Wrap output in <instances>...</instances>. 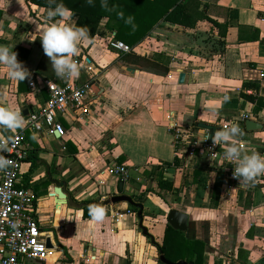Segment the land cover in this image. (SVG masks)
Returning a JSON list of instances; mask_svg holds the SVG:
<instances>
[{"label":"crops","instance_id":"0c3cea01","mask_svg":"<svg viewBox=\"0 0 264 264\" xmlns=\"http://www.w3.org/2000/svg\"><path fill=\"white\" fill-rule=\"evenodd\" d=\"M189 9L197 18L193 28L161 21L128 55L108 46L115 31L105 19L100 22L95 37L81 43L75 56L80 63L76 79L88 84L94 100L86 121L66 113L60 119L63 135L36 133L27 126L15 132L0 129L5 138L22 134L29 150L19 185L34 194L38 225L57 248V260L48 264H162L159 249L170 210L188 216L186 231L176 232L204 244L203 264H264V175L247 185L238 180L225 193L218 163L179 160L167 129L172 120L201 137L207 131L203 127L215 130L247 114L261 129L248 131L243 123L244 151L264 155V0H209ZM202 15L213 22L200 20ZM73 21L49 19L46 8L27 0H0V45L28 48L25 61L18 55L17 60L31 73L13 81L0 65L5 107L21 109L27 120L45 102V93L32 92L28 83L57 76L34 40L51 23ZM208 36L212 42L206 45L218 50L211 60L188 51L191 45L205 46ZM81 58L89 60L92 73L83 70ZM153 64L156 68L146 70ZM113 164L137 167L140 174L123 184L110 173ZM161 179L170 190L159 188ZM56 182L75 203L105 207V219L85 218L83 209L89 207L55 204ZM214 185L219 187L217 202ZM121 195L142 206L149 236L142 235L136 213H125L129 205H104ZM116 212L125 213L117 223Z\"/></svg>","mask_w":264,"mask_h":264},{"label":"built area","instance_id":"2783aa9c","mask_svg":"<svg viewBox=\"0 0 264 264\" xmlns=\"http://www.w3.org/2000/svg\"><path fill=\"white\" fill-rule=\"evenodd\" d=\"M201 5L209 0H193ZM108 46L122 54L133 53V48L122 42L112 40ZM78 62V59L73 58ZM83 70L92 73L89 60L81 58ZM80 64V63H78ZM29 89L37 94L44 92L45 102L32 111L27 120L28 129L36 133L64 134V128L60 119L66 113L73 115L76 121H86L91 115L93 96L88 84H79L76 78L43 79L38 83L30 81ZM250 120V116L244 114L235 122L243 129V123ZM224 124L219 125L220 130ZM172 137V145L175 157L185 161L194 158H205L217 162L219 172L223 174V190L230 193L238 179L233 177L236 167L234 163L224 158L225 147L223 144H212L209 132L198 137L191 129H181L172 120L167 126ZM14 142L8 143L7 151H0L13 163L6 169L0 170V264H48L57 260V248L51 242L52 248L46 247L47 235L38 225L35 216V196L31 190L19 185L21 167L29 158V150L24 144L22 134L12 136ZM245 149V143H244ZM137 167H127L113 164L109 171L123 184L133 182L134 175L140 174ZM137 180V179H135ZM125 213H130L126 211ZM125 213L116 212L112 215L115 223L119 222Z\"/></svg>","mask_w":264,"mask_h":264},{"label":"trees","instance_id":"16d2710c","mask_svg":"<svg viewBox=\"0 0 264 264\" xmlns=\"http://www.w3.org/2000/svg\"><path fill=\"white\" fill-rule=\"evenodd\" d=\"M27 2L40 8L47 9L49 7V0H27ZM194 2L193 0H106L107 8H105L102 7V0H92L91 4H89L88 0H55L51 7H55L56 4H63L71 9L74 14L72 18L75 19V24L77 26H87L91 40L95 37L100 22L105 19L106 26L115 31L116 41L128 46H135L148 36L156 24L161 21L185 28H193L197 18L189 8ZM119 13H123V18L119 16ZM128 17L133 18L131 24L125 23ZM199 19L213 22L203 15ZM219 34L221 37L225 35ZM209 42H212V39L208 36L203 41L205 46L191 45L188 51L190 53H192L191 51H197V55L200 58L211 60L215 54H213V51L218 50L215 47L212 48V46L208 47L206 44ZM33 44L43 50L41 39L34 40ZM13 51L24 62L29 49L19 47ZM143 62L149 64L144 60ZM153 68H156V64L147 67L146 70H153ZM160 71L163 74L167 72L166 69H161ZM246 98L250 99L249 97ZM157 184L161 189H171L167 180L161 179ZM218 191L219 187L214 185V202H217ZM83 211L85 218L90 217L89 208H84ZM137 211L132 206L128 209L130 213H137ZM160 249L164 257L171 262L185 261L191 264H203L204 244L196 240H187L183 233L174 231L169 225L164 228Z\"/></svg>","mask_w":264,"mask_h":264},{"label":"clouds","instance_id":"9594fccd","mask_svg":"<svg viewBox=\"0 0 264 264\" xmlns=\"http://www.w3.org/2000/svg\"><path fill=\"white\" fill-rule=\"evenodd\" d=\"M89 4L92 0H88ZM55 0H49V7L46 9L49 19L60 17L67 21L72 19L73 12L63 4L51 5ZM102 7L107 8L106 0H102ZM123 18V13H119ZM133 18L128 17L125 23L131 24ZM90 33L87 26H77L73 21L68 23H51L42 33L41 43L44 54L51 62L55 75L60 79L77 78L80 74V66L73 57L80 53L81 43H90ZM0 65L7 70L8 77L13 81H24L30 78L31 73L17 60V54L6 45H0ZM225 100L228 99L226 96ZM5 97L0 94V129L15 132L23 129L29 122L21 114V109L5 107ZM244 130L236 123H225L224 127L211 135L212 144L225 146L224 158L236 165L233 177L241 184L247 185L255 181V178L264 175V155L255 150L244 151ZM14 142L13 137L0 136V151L8 150V143ZM13 162L0 156V170L8 168ZM89 216L94 222H102L106 217V209L100 205L89 206Z\"/></svg>","mask_w":264,"mask_h":264},{"label":"water","instance_id":"95a60500","mask_svg":"<svg viewBox=\"0 0 264 264\" xmlns=\"http://www.w3.org/2000/svg\"><path fill=\"white\" fill-rule=\"evenodd\" d=\"M184 74L181 73L179 75V79H178V82L179 83H182L183 80H184ZM245 129L248 130V131H253V130H256V129H261V126L256 124L255 122L253 121H250V120H246L245 121ZM197 127H200V126H197ZM205 128L208 132H209V135L211 137V135L213 134V131H214V128L213 127H203ZM51 196L53 198H55V204H58V205H68L69 207L73 208V209H81L83 207H89L90 205H86V204H83V203H75L71 198L70 196L66 193L65 189H64V186L63 185H60L59 183H55V187L53 188V191L51 193ZM119 203H126L127 205L129 206H132V207H135L136 209H138L137 213H136V216L137 218L139 219V227L142 231V235L143 236H149L148 232H147V229L145 227L142 226V206L139 205V204H135L133 201H132V198L129 197V196H125V195H121V196H115V197H112L111 199L107 200L104 205H109V204H112V205H116V204H119ZM91 205H94V204H91ZM167 224L175 231H179V232H184L186 231L187 229V225H188V216L184 213H181V212H178L176 210H170L168 212V215H167ZM151 243L156 246V244L154 243V240L153 238L151 237ZM46 247L47 248H52V245L50 244V241L49 239L46 240ZM159 261L162 263V264H191V263H186L184 261H179V262H171L169 260H167L164 255L161 253V250L159 249Z\"/></svg>","mask_w":264,"mask_h":264}]
</instances>
